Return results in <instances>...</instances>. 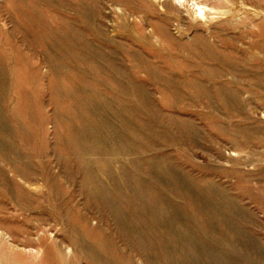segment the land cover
<instances>
[{"label":"rangeland","instance_id":"1","mask_svg":"<svg viewBox=\"0 0 264 264\" xmlns=\"http://www.w3.org/2000/svg\"><path fill=\"white\" fill-rule=\"evenodd\" d=\"M0 264H264V0H0Z\"/></svg>","mask_w":264,"mask_h":264}]
</instances>
